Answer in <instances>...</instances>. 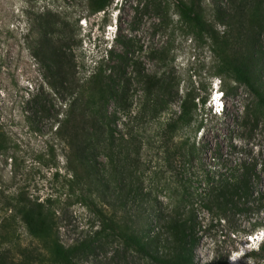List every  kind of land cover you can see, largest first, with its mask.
Masks as SVG:
<instances>
[{"label": "rangeland", "instance_id": "1", "mask_svg": "<svg viewBox=\"0 0 264 264\" xmlns=\"http://www.w3.org/2000/svg\"><path fill=\"white\" fill-rule=\"evenodd\" d=\"M200 1L209 18L216 6L233 9L238 2ZM178 27L174 0H111L99 12H91L87 0H0V133L5 136L0 148V256L6 264L22 260L52 264L14 210L18 198L43 205L63 246L91 241L87 248L73 252L75 264H145L141 254L126 248L119 238H93L98 215L83 204L87 199L78 202L68 188L65 142L55 130L65 111L63 102L69 98L66 87L73 77L79 83L85 80L100 57L110 64L108 50L113 51L112 60L121 63L132 102L128 109L117 107L113 100L106 103L116 115L115 147L121 133L128 138L127 130L133 133V146L122 150L130 155L126 166L135 170L136 190L116 202L117 216L144 226L153 208H157L154 215L163 218L174 209L183 214L192 210L197 223L196 264H208L216 255L226 256L229 264H264V259L247 254L264 240V55L258 68L263 102L259 104L246 86L233 81L215 102L212 85L219 86V77L211 74L213 54L205 42L186 36ZM261 46L264 51V40ZM137 72L164 75L179 93L190 81L201 83L206 102L197 111L199 130L179 128L173 138H164L160 125L177 111L174 90L166 96V105L158 104L156 117H139L142 92ZM183 136L198 143L196 153L185 158L173 153ZM95 153L99 175L112 179L106 153L100 149ZM242 162L254 164L248 210L228 211L224 221L212 220L214 215L202 205V179L210 174L229 177ZM72 189L86 192L84 198L96 193L81 182ZM107 194V200L114 198ZM257 223L262 225L244 236ZM151 226L165 234L161 218ZM231 252L240 253L232 263Z\"/></svg>", "mask_w": 264, "mask_h": 264}, {"label": "trees", "instance_id": "2", "mask_svg": "<svg viewBox=\"0 0 264 264\" xmlns=\"http://www.w3.org/2000/svg\"><path fill=\"white\" fill-rule=\"evenodd\" d=\"M237 1L233 9L216 6V9H212L213 18H209L200 0H174V15L178 28L186 36L208 45L214 57L211 74L219 77L223 95L228 92L229 81H233L246 86L260 104L263 102V93L258 82V68L264 55L261 46V40H264V3L263 0ZM110 3L111 0H87L91 12L104 11ZM112 52L108 50L105 53L110 64H104L103 58L100 57L96 67L85 80L79 83L73 77L74 81L66 87L69 98L63 102L65 111L55 130L65 142V162L69 170L68 188L78 202L87 199L83 204L97 213L99 225L93 232V238L115 236L126 248L140 253L145 259V264H196L193 249L198 238L195 232L197 223L192 210L183 214L174 209L163 218L161 215H154L157 208L155 210L153 208L151 217L144 226L138 225L134 219L124 221L117 216L116 202L121 201L122 195L124 197L134 192L136 186L132 180L135 170L126 166L130 155L126 149L125 153L122 150L133 146L130 135L133 134L132 130H127L130 138L125 135L126 133L119 135V147L116 148L114 145L116 115L106 106L109 100H113L117 107L125 109L132 104L128 94L129 81L123 79L121 63L117 65L112 60ZM48 54L56 58L53 51H48ZM55 61L60 62L58 58ZM115 72L122 74L115 77ZM136 79L141 84L142 92L136 111L139 117L145 115L156 117L160 112L158 104L166 105L169 100L166 96L175 91L177 111L172 118L160 125L164 138H173L179 128L194 126V131L199 130L202 123L199 120L196 122L197 111L199 106L206 102V97L201 94V90H205L201 83L190 81L179 93L177 85H173L172 80L164 75L137 72ZM136 112L134 111V114ZM180 140L179 148L177 147L173 153H178L182 158L196 153L197 142L189 141L185 136L180 137ZM4 141L5 136L0 133V148L4 146ZM99 149L106 153L107 160L112 166V179H103L98 173L95 152ZM233 171L234 174L229 177L210 174L202 179L204 185L202 205L214 215L211 219L217 222L224 221L228 211L248 210L247 200L252 193L251 178L255 175L254 164L242 162L238 167H234ZM77 182H81L88 191L94 188L96 193L91 191L87 198H84L87 194L84 191L75 193L72 187ZM107 192L114 196L109 199L112 203L107 200V196H110ZM104 206L107 207V211ZM14 210L19 214L27 232L39 240L46 249L52 264H75L72 261L73 252L87 248L91 243L90 240H85L72 246H63L54 236L52 215L43 210L41 203L18 198ZM160 218L165 229L164 235L151 226V222H159ZM260 225L262 224L253 225L244 236ZM247 254L250 258L264 259V240ZM0 264H6L2 256ZM20 264H29V260H22ZM208 264L229 263L226 256L216 255Z\"/></svg>", "mask_w": 264, "mask_h": 264}, {"label": "clouds", "instance_id": "3", "mask_svg": "<svg viewBox=\"0 0 264 264\" xmlns=\"http://www.w3.org/2000/svg\"><path fill=\"white\" fill-rule=\"evenodd\" d=\"M219 82V81H218ZM212 88H213V92H212V94H211V99L213 100V101H215L216 102V100L217 99H220L221 97H223V93H222V90H221V92H219V89H221L220 88V82H219V86L218 87H216V84L214 83L213 85H212ZM219 103H221V101L219 100ZM221 108H222V105L220 106ZM264 230V229H263ZM264 231H261V233H263ZM252 235V234H251ZM251 238H253V237H250V236H248L247 237V239L248 240H251ZM262 242V241H261ZM260 242V243H261ZM259 243V244H260ZM258 244V245H259ZM256 248H257V246H256ZM232 253V252H231ZM239 255H240V253H232L229 257H228V260L232 263V260H234V259H238L239 258Z\"/></svg>", "mask_w": 264, "mask_h": 264}]
</instances>
